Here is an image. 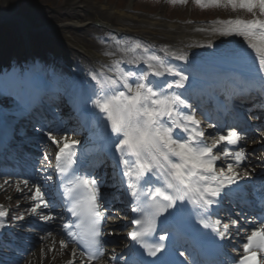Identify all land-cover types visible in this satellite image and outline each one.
<instances>
[{
    "label": "snow or ice",
    "instance_id": "snow-or-ice-1",
    "mask_svg": "<svg viewBox=\"0 0 264 264\" xmlns=\"http://www.w3.org/2000/svg\"><path fill=\"white\" fill-rule=\"evenodd\" d=\"M171 3L186 4L188 0H170ZM202 8L231 7L233 10H245L252 14L253 19L244 20L239 17L216 21L221 27L214 29L222 36L241 37L246 49L240 48L222 55L234 56L250 60L258 64V71L264 73V0H194ZM203 31V29H201ZM140 47L139 44L136 45ZM179 59L187 60L186 55ZM158 57H149V60H158ZM120 61L114 65L117 75L115 78L97 77L99 92L97 98L92 100L95 108L103 113L102 119L106 127L110 126L113 144L119 154L117 166L122 165L121 183L127 184V189L133 201L132 211L139 213V218L133 219L136 227L128 233L144 249L148 257L142 253L131 260V264H174L169 259L174 253L168 251L165 241L167 235H160L158 242L148 243L156 233L157 218L167 213L165 223L171 218L177 224L183 220L187 209L185 205H192L199 210V223L204 228H210L221 239H225L230 226L237 224L236 220L223 223L222 220H211L213 206L219 207L225 200L237 194L242 177L236 168L243 164L245 152L243 147L233 151L245 139L235 129L221 130L220 134L209 144L205 141L206 133L200 129V122L195 119V113L183 111L190 109L191 105L182 95L169 91L184 88L189 79L181 71L171 66L161 64L164 71L153 69L151 63L148 71H123L119 68ZM134 63V61H132ZM167 73L179 77L174 83L167 81H153L149 76L163 77ZM264 79V76L261 77ZM179 130L182 135H177ZM48 139L56 145V169L61 174H66L69 167L76 163V147L80 143L76 140H57L48 133ZM233 159L234 163L227 162ZM45 160L48 156L45 155ZM225 166L217 167V162ZM149 177H155L159 186H150ZM123 178H127L126 181ZM50 180L51 177H46ZM25 184L28 181L24 182ZM235 186V187H233ZM45 193L36 187L31 196L35 202L31 208L32 213H37L43 206L49 207ZM63 195L68 198L71 207L67 211L75 218L74 224H65L64 230L67 237L84 251L81 255L87 256L88 261H93L103 255L101 247V223L104 220L105 204H102L100 185L98 180L90 174L78 175L64 190ZM143 198V199H141ZM139 201V203H137ZM107 203V202H105ZM141 204L144 206L141 207ZM102 209L104 211H102ZM7 213L0 205V217ZM207 217V218H205ZM22 219V217H20ZM51 220V216H43ZM211 221V222H209ZM5 225L0 223V228ZM74 229V230H73ZM61 248H67V242L61 240ZM158 253H167L158 256ZM264 217L259 220V227H253L242 242V254L233 259V264H264ZM181 257L188 259L184 252H179ZM76 256V249L72 250ZM68 264H74L69 260ZM127 264V262H126ZM192 264H196L193 260Z\"/></svg>",
    "mask_w": 264,
    "mask_h": 264
},
{
    "label": "bare ground",
    "instance_id": "bare-ground-1",
    "mask_svg": "<svg viewBox=\"0 0 264 264\" xmlns=\"http://www.w3.org/2000/svg\"><path fill=\"white\" fill-rule=\"evenodd\" d=\"M6 6H9L11 4V0H4ZM77 5V4H75ZM85 12L80 14H76L74 12H68L67 16L70 17V19H77V21L81 22V24L76 25L75 27H81L83 22H85V17L90 16V13L93 12L92 6L86 3L84 6ZM91 8V9H90ZM91 10V12H90ZM98 14L102 21L109 22L117 25L122 29V32H124L126 29L127 31H131L132 33H136L138 35H141L144 38H149L150 40L156 41L158 43H166L174 45L177 48H186L185 53L182 54L181 52H178L180 55H186L187 60L181 59L185 66L187 64L190 65L188 72L192 74L198 75V68L196 62L193 61V52L191 50H188L189 47H192L194 50L196 48L204 47L208 49L210 52H215L218 50H225V53H230L234 50L244 48L246 49V45L243 43L241 37L237 36H222L219 34V32L214 31V26H206L205 31H201L200 29H197L198 27L195 25H182V26H176L175 24L165 23L162 20L157 21H149L144 20L139 17L133 16L131 14H126L124 11H116V13L111 12L107 8H101L100 10L96 8ZM61 11V9H57V12L55 11L53 15L49 16L48 13L44 14L45 18H51L54 17L55 19L58 18L57 14ZM17 16V13L15 12H7L2 10L0 15V21L2 20H13ZM18 21H21V19L17 18ZM43 19V18H42ZM70 26V25H69ZM86 26V25H85ZM72 27V26H71ZM74 27V28H75ZM84 27V26H83ZM81 27L80 29H82ZM73 28V27H72ZM89 35V38H88ZM82 34L80 30L77 31V37L80 39V43H87L86 46L92 48H96L100 52L108 51L109 48L106 47V43H101L97 41L93 35L89 32V34ZM205 38V39H204ZM207 45V46H206ZM203 49V48H202ZM112 51H116V47H113ZM197 52V50H196ZM200 53H204L203 50L199 51ZM153 55H145L141 57V63L142 64H149L151 63L153 65V69H158L160 71H164L163 67H160L161 63L165 58H167L166 61H171L170 64H167V66H171L177 70V68L174 66L175 61L173 60V57L168 55V53L164 51L158 52V60H149V57H152ZM220 60V58H222ZM222 57L219 58V61L217 60H211V57L203 58V64L204 65H210L214 64L215 62H218L215 66L216 69H211L210 72H213V74H217L220 72V74H226L228 71L229 66H232L234 68H237L238 72L249 70V73H253L252 70H255L256 74H260L258 71V64H253L249 60H237V57L228 55H222ZM240 59V58H239ZM177 60V59H176ZM180 60V61H181ZM141 64V65H142ZM187 67V66H186ZM183 67V68H186ZM180 70V68H179ZM213 70V71H212ZM148 71V69H147ZM150 73V71H148ZM245 72V71H244ZM248 73V72H246ZM151 80L152 76L150 75ZM90 78V77H89ZM102 123H104V132H106L108 129H110V126L106 127V121L103 120ZM111 130V129H110ZM112 137V135H110ZM113 140V137H112ZM6 196L8 199L6 200L7 203L14 205L15 203L19 202L23 206H28L32 203L31 200V193L27 191L24 185L21 183H14V182H8L0 185V197ZM27 203L25 205L24 203ZM113 225L118 226L120 225V220L115 219L113 221ZM44 250L40 252V249L35 252H31L27 255L22 261L21 264H68V261L70 260V256L66 254L65 248H61L59 243H49L47 245H44ZM103 264H110L109 262H103Z\"/></svg>",
    "mask_w": 264,
    "mask_h": 264
},
{
    "label": "rangeland",
    "instance_id": "rangeland-1",
    "mask_svg": "<svg viewBox=\"0 0 264 264\" xmlns=\"http://www.w3.org/2000/svg\"><path fill=\"white\" fill-rule=\"evenodd\" d=\"M3 1L4 0H0V11L4 10L12 12L18 9V11H20V13H22L29 21L42 20L41 18H45L44 14H54L52 9H55L56 7L61 9V11L57 14L60 21H48L43 24L48 26L50 31H45V40L41 41L45 46L58 45L56 46L57 50H54V52L59 59L62 58L61 53L68 50L66 47L63 48V45L68 46L71 49L72 47H75L76 50L72 49L73 52H84L87 57H92L95 55L94 53H96L94 49L91 50V53L85 52L84 50L86 49H84L85 47L79 43L78 37L75 35L73 28H69V25H76L78 21L77 19H70V17L67 16V13L78 10L80 12L86 2L92 4L93 7H98L99 10L104 7L113 13H115L114 10L124 11L145 20L161 19L163 21L172 22L177 26L186 24L190 26L203 25L208 23L209 18H216L217 20H220V17H232L236 14L231 7L202 8L198 5H194L192 1L189 2V0L186 4H168L160 0H11V4L9 6H6ZM75 4H77L78 7ZM76 7L77 10H75ZM92 10L94 11V9ZM240 15L241 14H238L237 16ZM93 17H91L90 13V16H87L85 21L90 22L92 25L95 24V32L101 35L103 32H100V29L104 30L102 27L103 23L98 18L99 16L96 17V19H93ZM13 26L17 29L15 25ZM14 39L17 40V36ZM8 41H10V39ZM61 47L63 50L60 52L58 49ZM1 49L3 50V47ZM17 53L18 51H16V54ZM7 199L8 198L6 196L0 197V200ZM15 205L17 204L15 203Z\"/></svg>",
    "mask_w": 264,
    "mask_h": 264
}]
</instances>
